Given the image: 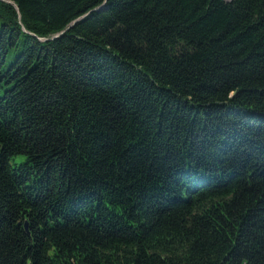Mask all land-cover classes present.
<instances>
[{"label":"trees","instance_id":"trees-1","mask_svg":"<svg viewBox=\"0 0 264 264\" xmlns=\"http://www.w3.org/2000/svg\"><path fill=\"white\" fill-rule=\"evenodd\" d=\"M0 264H264V0H0Z\"/></svg>","mask_w":264,"mask_h":264},{"label":"rangeland","instance_id":"rangeland-1","mask_svg":"<svg viewBox=\"0 0 264 264\" xmlns=\"http://www.w3.org/2000/svg\"><path fill=\"white\" fill-rule=\"evenodd\" d=\"M24 158H25L24 154L16 155L15 157H13L11 159V163L12 164L20 163V162H22L24 160Z\"/></svg>","mask_w":264,"mask_h":264},{"label":"water","instance_id":"water-1","mask_svg":"<svg viewBox=\"0 0 264 264\" xmlns=\"http://www.w3.org/2000/svg\"><path fill=\"white\" fill-rule=\"evenodd\" d=\"M10 3L14 4V3H13V2H11V1H10ZM14 5H15V4H14ZM16 8H18V7L16 6ZM56 36H58V34H57V35H55V37H56Z\"/></svg>","mask_w":264,"mask_h":264}]
</instances>
